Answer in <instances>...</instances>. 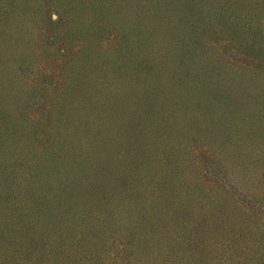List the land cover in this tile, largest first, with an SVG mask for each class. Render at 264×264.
Wrapping results in <instances>:
<instances>
[{"label": "rangeland", "instance_id": "374dc122", "mask_svg": "<svg viewBox=\"0 0 264 264\" xmlns=\"http://www.w3.org/2000/svg\"><path fill=\"white\" fill-rule=\"evenodd\" d=\"M192 6L206 16L199 19L200 29L191 36L198 55L227 70L236 82L264 84V55H258L264 51V0H0V264H24L21 244L14 234V244L8 245L2 226L10 233L23 226L25 232L23 213L27 211L16 208L27 202L30 189L33 199L40 194V186L30 179L35 171L28 165H36V158L53 164L65 148L57 146L56 134L64 133L68 125L60 122L63 112L52 111V100L68 95L73 104H83L81 97L89 90L85 73L66 88L75 77L76 72L69 74L74 60L89 64L112 56L122 46L138 48L146 43L139 51H153L143 55L152 69L163 54L166 60L173 55L170 48L178 45L176 29L190 30V24L181 23L180 18L184 21L195 14ZM166 31L168 35L161 37ZM159 82L165 84L163 79ZM186 105L181 107L183 112ZM168 109L174 117L176 110ZM262 113L253 123L242 120V126L239 122L232 126L224 158L219 147L192 141V134L186 141L182 158L190 166L179 190L180 204L211 210L197 220V225L202 220L215 225L213 231L204 228L210 235L174 241L169 234L164 237L159 232L151 237L148 227L137 228L135 240L147 237L149 242L139 241L135 259L123 252L122 242L127 241L114 232L115 240L103 248V257L108 254L106 263L264 264ZM141 209L150 212V208Z\"/></svg>", "mask_w": 264, "mask_h": 264}, {"label": "trees", "instance_id": "16d2710c", "mask_svg": "<svg viewBox=\"0 0 264 264\" xmlns=\"http://www.w3.org/2000/svg\"><path fill=\"white\" fill-rule=\"evenodd\" d=\"M193 8L196 13L185 17L186 22L180 18L181 23L190 24V30L176 29L178 45L170 48L173 55L166 60L163 54L152 69L143 55L153 51H139L146 43L138 48L122 46L112 56L89 64L72 63L69 74L76 73L66 88L85 73L89 90L81 97L83 104H73L68 95L52 100V111L63 112L60 122L68 125L64 126L67 131L63 127L64 133L56 134L57 146L65 148L56 154L55 164L36 158V165H28L35 171L30 179L40 186V194L33 199L30 189L27 202L16 208L27 211L23 213L27 217L25 232L23 226L13 233L2 226L8 245L14 244V234L21 244L24 264H107L103 248L107 241L115 240L114 232L127 241L122 242L123 252L136 259L139 241L149 242L147 237L135 240L137 228L148 227L151 237L163 232L164 237L169 234L174 241L187 242L189 236L197 240L210 235L205 227L215 229L204 220L197 225L199 215L211 210H195L190 205L187 209L180 204L179 190L190 166L182 158L186 141L192 134V141L219 147L224 158L232 126L261 118L264 84L236 82L235 76H227V70L198 55L191 36L200 29L199 19L206 16L197 6ZM258 55L264 51L259 50ZM172 107L174 117L168 109ZM143 206L150 212L141 209Z\"/></svg>", "mask_w": 264, "mask_h": 264}]
</instances>
